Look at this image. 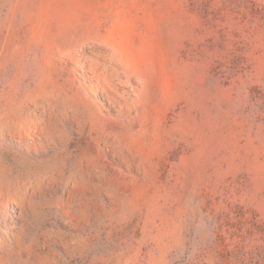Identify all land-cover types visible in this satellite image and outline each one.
I'll list each match as a JSON object with an SVG mask.
<instances>
[{"label":"rangeland","instance_id":"1","mask_svg":"<svg viewBox=\"0 0 264 264\" xmlns=\"http://www.w3.org/2000/svg\"><path fill=\"white\" fill-rule=\"evenodd\" d=\"M0 264H264V0H0Z\"/></svg>","mask_w":264,"mask_h":264}]
</instances>
